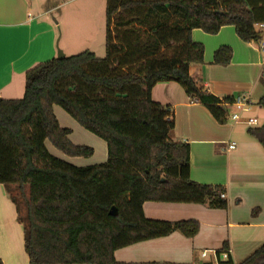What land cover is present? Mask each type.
Returning a JSON list of instances; mask_svg holds the SVG:
<instances>
[{
    "label": "trees",
    "instance_id": "1",
    "mask_svg": "<svg viewBox=\"0 0 264 264\" xmlns=\"http://www.w3.org/2000/svg\"><path fill=\"white\" fill-rule=\"evenodd\" d=\"M106 1L104 58L87 50L37 64L25 74L22 98H0V185L23 225L30 264H116L118 249L177 231L197 235L195 221L145 218V202L228 208L222 187L191 179L190 145L173 140L174 111L155 102L152 90L176 82L227 123L234 98H217L190 75L192 64L204 63L192 32L233 26L243 42L259 46L264 0ZM231 59L229 47L215 52L217 65ZM258 103L264 108V96ZM54 106L106 142L105 163L78 167L49 151L47 144L71 158L94 155L71 142ZM249 133L264 148V124ZM242 264H264V245Z\"/></svg>",
    "mask_w": 264,
    "mask_h": 264
},
{
    "label": "crops",
    "instance_id": "2",
    "mask_svg": "<svg viewBox=\"0 0 264 264\" xmlns=\"http://www.w3.org/2000/svg\"><path fill=\"white\" fill-rule=\"evenodd\" d=\"M47 1L50 0H0V98H22L26 72L57 56L58 25L48 16L52 9H44ZM192 39L203 45L204 63L192 64L190 75L221 100L250 95L249 118L264 120V108L258 103L264 96V47L263 50L260 47L264 39L259 46L245 43L233 26H225L215 35L195 29ZM71 46L69 42L67 50ZM221 47L232 50V59L227 65L214 63L215 52ZM152 99L174 111L172 138L190 145L191 179L199 184L222 187L228 208L145 202V218L171 223L195 221L199 231L192 238L177 231L118 249L114 253L116 264H218L213 252L219 256V264H242L264 245L263 146L241 120L231 119L235 109L230 108L227 123L220 124L176 82L158 83L152 90ZM53 110L61 127L72 131L69 138L73 144L94 149L92 157L84 158L83 163H77L80 158H76L73 165L87 167L107 161L106 142L74 122L62 108L54 106ZM75 135L85 143L75 142L72 139ZM231 143H236L234 150L227 148ZM97 155L100 160L93 161ZM12 209L18 221L16 207L6 187L0 185V259L3 264H30L24 249L23 225V243L19 245L20 236L15 238L2 223L3 214L7 216ZM255 209H259L257 216H253ZM203 252H208L206 258H202Z\"/></svg>",
    "mask_w": 264,
    "mask_h": 264
},
{
    "label": "rangeland",
    "instance_id": "3",
    "mask_svg": "<svg viewBox=\"0 0 264 264\" xmlns=\"http://www.w3.org/2000/svg\"><path fill=\"white\" fill-rule=\"evenodd\" d=\"M106 2V0H50L45 2L44 9H52L48 15L49 18L58 25V50L62 51L66 57L87 51L88 48H91L93 50L91 52L95 53L97 57H105ZM68 34L70 35L68 36ZM69 42L72 46L67 50L66 47ZM231 108L235 109L233 106ZM249 115L250 113H243L240 122L245 124ZM258 116L260 117V115ZM257 119L261 125L264 123L263 119L261 120L258 117ZM73 121L76 122L75 120ZM244 126L246 127L247 125L245 124ZM72 139L77 143H85L84 140L78 139L76 135ZM47 145L54 156L72 164L74 159L76 160V158L66 156L52 145ZM83 160L85 159L80 158L76 162L83 163ZM99 160L98 155L93 159V161ZM24 215L25 211H22L21 216L23 217ZM2 220H4L2 223L9 227L8 232L10 234L15 238L20 236L18 242L19 245H22V228L19 221L16 220L15 210L12 209L10 214L7 213V216L4 213Z\"/></svg>",
    "mask_w": 264,
    "mask_h": 264
},
{
    "label": "built area",
    "instance_id": "4",
    "mask_svg": "<svg viewBox=\"0 0 264 264\" xmlns=\"http://www.w3.org/2000/svg\"><path fill=\"white\" fill-rule=\"evenodd\" d=\"M259 29L263 32L264 34V23L259 25ZM263 39H264V35H263ZM262 48L264 47V44H261ZM251 97L248 94H241L239 96L234 97L233 100V104L232 106L235 108V112H233L231 114V119L235 122H238L241 120L242 114L243 113H248L251 110ZM245 124L249 127V128H254V127H258L260 126V123L258 121L257 118H249ZM228 150H234L236 148V143H231L228 145ZM222 198H225V194L222 193L221 195ZM208 255V252H203L201 254L202 258H206ZM214 258L215 260L218 262L219 264V256L216 252H213ZM224 257L227 258L228 256L226 254H224Z\"/></svg>",
    "mask_w": 264,
    "mask_h": 264
},
{
    "label": "water",
    "instance_id": "5",
    "mask_svg": "<svg viewBox=\"0 0 264 264\" xmlns=\"http://www.w3.org/2000/svg\"><path fill=\"white\" fill-rule=\"evenodd\" d=\"M64 57H65V55L63 54V52L60 51V50H58V56H57V58L62 59V58H64ZM110 215H112V216H116V215H117V210H116V208H112V210H111V212H110Z\"/></svg>",
    "mask_w": 264,
    "mask_h": 264
}]
</instances>
